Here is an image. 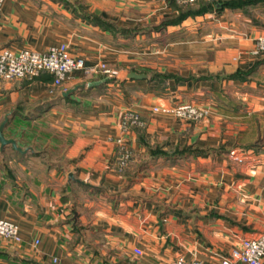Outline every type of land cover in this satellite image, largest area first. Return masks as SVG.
Here are the masks:
<instances>
[{"label": "crops", "instance_id": "1", "mask_svg": "<svg viewBox=\"0 0 264 264\" xmlns=\"http://www.w3.org/2000/svg\"><path fill=\"white\" fill-rule=\"evenodd\" d=\"M176 4L3 0L0 47L65 43L86 66L118 73L94 84L99 74L75 70L54 93L48 72L0 80L3 134L25 150L0 144V218L20 237H0V264H221L242 238L264 232V52H254L264 0L162 25ZM192 18L215 21V32L171 36ZM162 43L165 52H146ZM189 101L204 118L153 110ZM126 109L144 124L122 130ZM116 138L132 150L122 170Z\"/></svg>", "mask_w": 264, "mask_h": 264}, {"label": "built area", "instance_id": "2", "mask_svg": "<svg viewBox=\"0 0 264 264\" xmlns=\"http://www.w3.org/2000/svg\"><path fill=\"white\" fill-rule=\"evenodd\" d=\"M200 0H175L178 4H193ZM3 0H0V10ZM254 52H264V31H261L256 38ZM83 70L85 74L100 72L113 78L116 71L108 68L105 64L86 66L80 57L70 54L65 43L51 46L44 51H36L29 48L13 50L7 46L0 47V80H12L23 78H34L42 72H48L52 76L49 92L54 93L63 81L66 80L75 70ZM163 112L172 113L176 117L198 120L204 118L205 110H196L191 105H178L174 109H163ZM127 128L132 125H143L139 116L135 114H124L122 120ZM130 160L129 152L125 148H119L116 165L119 170L126 167ZM0 237L13 242H19L18 225L10 220L0 218ZM135 254L141 250L134 249ZM264 258V232L255 236L242 238L237 246L230 250V253L221 259V264H235L236 261H243L247 264H261ZM173 264H210L207 260H187L182 256L176 258Z\"/></svg>", "mask_w": 264, "mask_h": 264}, {"label": "rangeland", "instance_id": "3", "mask_svg": "<svg viewBox=\"0 0 264 264\" xmlns=\"http://www.w3.org/2000/svg\"><path fill=\"white\" fill-rule=\"evenodd\" d=\"M175 1V0H174ZM178 4V3H177ZM197 3L195 2V4L193 3L192 5H196ZM178 5H181V4H178ZM188 21H186V24L183 26V27H180L181 29H177V31H173L172 33H171V36L172 35H174L175 34V36H176V38H184V37H191V38H193V39H205L206 38V35H212L211 33H214L215 32V27H214V23H215V21L213 22V23H210V24H207V23H203L202 21H200L198 18L197 19H187ZM187 22H189V23H187ZM168 34H162V35H157L155 38H158V39H160V42L162 41V39H164L166 36H167ZM212 37H215L214 36V34H213V36ZM210 39V38H209ZM163 46H165V45H163V43L162 44H160V46H159V44L158 45H156V46H154V48L152 47V48H149L148 49V51H146V52H149L148 54H158V53H163V52H165L166 51V49H164V47ZM165 47H167V46H165ZM163 48V49H162ZM73 56V55H72ZM75 57V56H74ZM101 63H103V64H105L108 68H110V69H112V70H115L116 71V73H118V71L114 68V67H111V66H109V65H107L106 63H104V62H99V63H97V64H101ZM97 64H95V65H97ZM94 66V65H93ZM93 74H99L100 76H103L102 78H100V79H106V78H108V76L107 75H105V74H102V73H100V72H97V73H93ZM93 74H85V75H93ZM115 75H117V74H115ZM114 77H116V76H114ZM77 98H74V100H76ZM178 105H191L194 109H196V110H199V111H201V110H205L206 111V109H203V108H201V107H199V106H197L194 102H181V103H179V104H175V105H164V106H156V107H153V110L154 111H157V112H161V113H163V114H168V115H172V116H174V114H172V113H166V112H163V109H174V108H176ZM207 112V111H206ZM124 114H135V115H137V116H139V119H141V122H142V124H144V120L141 118V116H140V114L136 111V110H132V109H126V110H124L123 111V113L121 114V116H120V121H119V124H120V127H121V129L122 130H129V129H131V128H134V127H138V126H140V125H132L131 127H125L124 126V124H123V122H122V120H123V115ZM174 117H176V116H174ZM177 118H180V117H177ZM180 119H183V120H186V121H191V122H195V121H199V120H201V119H198V120H190V119H185V118H180ZM36 130V131H35ZM38 130H39V127H33V129H31V130H28V131H31L33 134H35V133H38ZM40 130H43L44 132L43 133H46L47 131H49V128L48 127H46V126H40ZM16 133L17 132H15L14 133V135H16ZM38 137V136H37ZM115 143L117 144V146H118V148L117 149H119V148H125L128 152H129V155H130V160L132 159V150L124 143V141L121 139V138H116L115 139ZM37 146H39L40 147V145L39 144H37ZM118 153V152H117ZM129 160V161H130ZM129 163V162H128ZM128 165V164H127ZM126 165V166H127Z\"/></svg>", "mask_w": 264, "mask_h": 264}, {"label": "trees", "instance_id": "4", "mask_svg": "<svg viewBox=\"0 0 264 264\" xmlns=\"http://www.w3.org/2000/svg\"><path fill=\"white\" fill-rule=\"evenodd\" d=\"M251 1L255 0H200L196 2V5L192 4H176L177 14L174 17L165 18L161 24H178L184 19L203 14L207 11L212 10H222L224 8H232L237 6H243ZM195 4V3H194ZM239 76V72L235 75ZM103 76H100L102 78ZM232 77V76H230ZM112 78H106V81L111 80ZM105 81V82H106Z\"/></svg>", "mask_w": 264, "mask_h": 264}, {"label": "water", "instance_id": "5", "mask_svg": "<svg viewBox=\"0 0 264 264\" xmlns=\"http://www.w3.org/2000/svg\"><path fill=\"white\" fill-rule=\"evenodd\" d=\"M128 77H129V78L141 79V78H145V75H144V74H137V73L131 71V72L128 73ZM105 81H106V79H101V80H98V81L93 82V83H94V84H98V83H100V82H105ZM89 84H91V83H89ZM75 89H76V88H75ZM72 91H74V90H69V91H67V92H64L63 95H67V94L71 93ZM7 122H8V115H6V116L4 117V119H3V120L1 121V123H0V144H1V146H4V145H7V144H10L11 147H12L13 149H15V150H18V151H20V152L25 151V150H22V148H20L19 146H17L16 141H15L14 139L6 138V137L4 136V134H3V129H4V127H5V125H6ZM69 177H70V178H73V175H72V174H69Z\"/></svg>", "mask_w": 264, "mask_h": 264}]
</instances>
